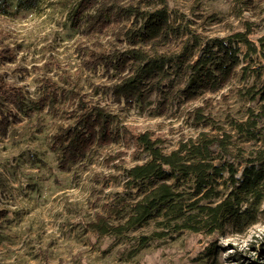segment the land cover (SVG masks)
Listing matches in <instances>:
<instances>
[{"label": "trees", "instance_id": "trees-1", "mask_svg": "<svg viewBox=\"0 0 264 264\" xmlns=\"http://www.w3.org/2000/svg\"><path fill=\"white\" fill-rule=\"evenodd\" d=\"M41 1L0 0V16L38 9ZM54 2L67 10L76 62L48 53L36 66L34 98L0 75V135L22 118L41 119L36 130H47L59 170L69 172L74 165L86 172L99 163L113 171L94 170L95 183L121 178L134 198L104 205L82 223L84 231L117 238L152 225L138 237L145 246L181 230L216 235L231 227L241 233L255 224L264 200V80L259 87L236 90L255 104L231 117L229 129L215 122L211 102L236 77L247 76L252 61L264 63V35H255L261 20L240 17L237 27L226 26L219 36L208 34L210 25L222 22L217 13L200 15L196 22L168 0ZM233 2L231 13L238 17L253 0ZM97 71L99 81L90 90L84 82ZM175 100L184 104L185 119L196 133L168 151L165 139L126 122L130 107L163 115ZM206 128L216 131L209 134ZM128 157L132 161L126 162ZM27 162L46 163L34 152ZM5 213L0 209V217Z\"/></svg>", "mask_w": 264, "mask_h": 264}, {"label": "rangeland", "instance_id": "rangeland-1", "mask_svg": "<svg viewBox=\"0 0 264 264\" xmlns=\"http://www.w3.org/2000/svg\"><path fill=\"white\" fill-rule=\"evenodd\" d=\"M233 1L168 0L171 8L196 22H201L200 15L217 13L222 22L210 25L208 34L221 36L226 26L235 28L239 25L238 19L244 17L261 20L262 29H257L255 35H264V1L253 0L251 9L243 10L238 17L231 13ZM66 16L67 10L61 11L54 0H42L38 9L18 12L15 16H0L3 82L23 86L25 94L34 98L38 94L36 66L48 53L70 64L76 62L72 53L76 36H68L73 30ZM261 64L263 61H252L247 76L236 77L212 95L214 120L225 130L229 129L231 117L239 118L247 106L255 104L243 99L236 90L261 85L264 80ZM100 73L86 77L84 83L90 90L92 82L99 81ZM97 96L111 107L116 106L111 97L100 93ZM183 105L175 100L166 113L155 116L148 110L130 107L125 119L136 130L148 129L153 137L165 139L163 147L168 151L180 138L196 133L185 119ZM40 120L26 122L22 118L8 128L9 134L0 135V209H6V215L0 217V264H264V200L257 222L241 233L233 232L231 227L216 235L181 230L139 246L138 237L149 233L152 225L117 238L84 231L82 223L96 212H102L104 205L134 196L125 190L121 178L95 183L94 170L113 171L99 163L86 172L74 165L69 172L59 170L58 155L49 150L47 130L42 133L36 130ZM205 130L209 134L216 131ZM30 152L44 159L45 165H30L27 162ZM130 161L128 157L126 162ZM114 170L119 173L118 169ZM212 246L214 252L208 255ZM15 251L19 253L18 259L12 260L11 254Z\"/></svg>", "mask_w": 264, "mask_h": 264}, {"label": "crops", "instance_id": "crops-1", "mask_svg": "<svg viewBox=\"0 0 264 264\" xmlns=\"http://www.w3.org/2000/svg\"><path fill=\"white\" fill-rule=\"evenodd\" d=\"M18 255H19V253H18V251H15V253L14 254H11V258H12V260L13 259H18Z\"/></svg>", "mask_w": 264, "mask_h": 264}]
</instances>
